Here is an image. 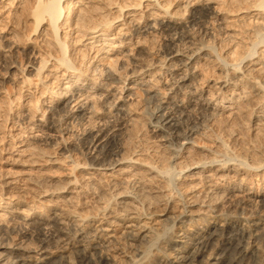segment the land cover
I'll return each mask as SVG.
<instances>
[{"label": "bare ground", "instance_id": "bare-ground-1", "mask_svg": "<svg viewBox=\"0 0 264 264\" xmlns=\"http://www.w3.org/2000/svg\"><path fill=\"white\" fill-rule=\"evenodd\" d=\"M204 21L222 26L218 43L168 37L171 25ZM150 103L153 140L141 131ZM196 110L202 121L191 118ZM176 137L184 142L173 146ZM72 190L77 200L94 197L98 222L115 213L130 223L131 241L148 245L171 230L177 248L153 254L161 264H221L214 251L224 223L218 229L211 216L214 228L200 233L206 218L264 206V0H0V264L42 262L56 251L61 264L72 256L82 264L93 247L77 237L87 238L89 216L53 204L37 214L34 202L22 210L5 196L70 204ZM152 205L164 213H146ZM184 217L191 231L180 227ZM105 228L97 230L104 238ZM248 247L236 251L241 260L254 256Z\"/></svg>", "mask_w": 264, "mask_h": 264}, {"label": "rangeland", "instance_id": "rangeland-1", "mask_svg": "<svg viewBox=\"0 0 264 264\" xmlns=\"http://www.w3.org/2000/svg\"><path fill=\"white\" fill-rule=\"evenodd\" d=\"M195 10H197V11H194V13H195V15H196L197 18H200V17H203L204 16L201 13L202 10H200L199 8H196ZM203 23H205V24H203ZM207 23H208V21H204L202 23L201 22L200 23H192L193 25L192 24H187L185 27L184 26H172V25L170 26L169 25L170 26L168 28L169 29V31H168L169 32L168 33L169 35L167 34V32L165 33V35L167 34L168 37H169V36H171V33H174L175 32V33H179L180 34L179 35V38H181V39H183L185 37L188 40L189 39L188 37H192L191 40L189 39L192 43H190L189 40L187 41V40H184L183 39V43L185 44L186 42H184V41H187L189 43V45H191L193 43H194V45L195 44L196 45L197 44L199 45V44H203V43H206V42H209L212 45V41L215 42L214 44H216L219 41L218 40L216 41V39L215 38H212V37H216V35H217L216 38L222 37V33H223L222 32L223 29H221L222 26L219 25L218 23H212V24H209V23L207 24ZM207 26H209V27L211 26L212 28L215 26L213 28V31L211 32L213 35H210V33L206 32L207 31L206 30L207 29ZM186 28L188 30H186ZM219 32H221V33H219ZM167 35H166V37H163V39L164 38L165 39L168 38ZM211 39H213V40H211ZM214 39H215V41H214ZM160 42H161V44L162 43H165V42H163V40H160L159 41V39H158V44H160ZM220 44H222V47H223V50H224L225 46L227 45V42H220ZM170 57H171V55L168 54L167 55V59H169ZM218 71H219L218 69L214 70L213 75L214 76L217 75L218 74L217 73ZM214 73H216V74H214ZM185 89L188 91L187 88H184L183 90L185 91ZM187 91H185V92H187ZM151 102L157 107L156 104H158V103H156L155 100H151ZM153 104L151 105V103H150L149 105H151V106L145 104L146 105L145 107L146 108L149 107V110L153 107L150 110L152 112V110H155V106ZM143 109H144L143 108V104L141 103V105L139 106V110L142 112ZM146 110L147 111L145 112V114H143L146 117L142 115V117L144 118V120H143V118H141L142 119L141 123H142V125H144V128H143L142 125H140V127L142 126L141 131L145 134V136L148 137V138L150 136V139L153 140V137L158 136L159 134L158 133H152V132L153 131H156L157 132L158 129L152 128V127H150L148 125L149 124L148 123V120H150V118H149L150 115L148 113H151V112L148 111V108ZM197 111L198 110H196L194 113H196ZM112 113H114V112H112ZM146 113L148 115H146ZM198 113H200V114H198ZM201 113H203V112L202 111H200V112L198 111L196 114H193V116L191 118L194 117V118H197L198 119L199 118V115H201L199 119H201L200 121H202L204 119L203 118L204 115L201 114ZM191 120H194V119H191ZM151 121H152V119H151ZM168 121L169 120H167L165 122H168ZM170 124H172V122ZM189 124L191 126H193L192 123L189 122ZM180 127L181 126L174 127V129L177 128V130H178V137L179 136L184 137L185 135L183 134V131H182L183 128L181 127V130H180L179 129ZM178 137H176V139L172 140V144H174V142L176 144H178L177 141H179V143L180 142L181 143L184 142L182 140V137H180V138H178ZM196 137H197V139L199 138V136H197V135H196ZM196 137H195V139H196ZM199 142H203L202 139L199 140ZM156 143L158 145H162V142L156 141ZM167 145H168V143H167ZM173 146H175V144ZM173 148H175V147H173ZM51 152H53V151H51ZM53 153L56 156H58L59 149L55 150V152H53ZM83 156H84L83 154L76 153L75 154V159L77 158L76 160L81 161V162L86 161L87 159L85 157H83ZM57 172H59V173H57L59 176H60V173L62 174L61 171H57ZM75 191H78V189L75 190ZM75 191H73V190L70 191L71 194L67 196V198H69V196L71 198L70 199V204L68 202H67L68 204L67 203H64L62 200H61V202L58 200V201H56V203H49L45 199H38L36 197V194L37 193L31 194V195H20V198H17L15 194H13L11 192H8V194L6 193L7 195H5V196L6 197H9L11 195L12 196L11 199H13L15 202L17 201L18 203L19 202L25 203V205L22 204L23 205V207H21L22 210L23 209H27V205L28 204L31 205V203L34 202V205H36L35 206V210L37 211V214H39V213L40 214H45V215L49 214L50 213L49 209L51 207H46V206H47V204H53V205H55V207H53V208H57L58 209V207H59V208L62 209L64 207L66 208V206H67V208L70 207L69 208L70 210L74 209L75 210L74 212H76V210H77V212H79V213L82 212L83 213V214L81 213L82 215L89 216V218L86 221V223L85 222L82 223V227H81L83 229L82 231L85 232V233H87V235H86L87 238L83 237L84 235H79L78 236V233H77L78 240H81V239L83 240V241L81 240V243H79L80 245L88 244V245H90V246L93 247V249L91 247H88L89 249H86V251H84L85 254L82 256L83 257V260L81 262L82 264H131L129 262V259L127 257H131L132 255L134 256V259H136V260H139L140 259V261L138 262V264H140V263L141 264H161V261L158 258H156V256L154 257L155 253H157L159 251L160 252L163 251V252L167 253L166 251H168V252L171 251V247L172 248H177L176 245H174L175 243L173 244V242H171V239H172L170 237L171 236L170 235L171 234L170 233L171 230H169V231L168 230L167 231H163V233L157 238V240L151 241L150 244L148 242V245H147V241L146 240L148 239V241H149V238H144V241L146 243L144 241H139V242L138 241L137 242L136 241H131L130 240L131 237H128L129 235L125 234V232H124V231H129V229L126 228V226H130L131 224L128 223V222H125L124 220H121V217L116 216L115 213H112L109 216L104 217L105 220L103 222H105L106 220L107 221H112V222L115 221L114 222L115 224L114 223H113V225L111 224L108 227V229L105 228L107 226L106 224L102 225L103 222L102 223L98 222L99 220H101L103 218H101V215H98L99 213H97L95 211V207H94L95 206V199H93L94 197L92 196V198H91V196H89L87 194H84V195L82 194L81 196L78 197V200H77L75 198L76 195H74V192ZM34 195H35V197H34ZM5 196H3L2 198H4ZM62 196H65V194H62ZM16 198L19 199V200H16ZM20 200H22V201H20ZM44 201H46V202H44ZM54 201H55V199H53V202ZM71 201H72V205H71ZM43 203H44V205H43ZM74 205H76V206H74ZM171 206L174 207V208L172 207V209H171V210H173L172 211V214H177L178 209H179L178 205L176 206V205L172 204ZM241 206H242V208H238V209L235 208V209L228 210V214L231 217H227V218L226 217H223L224 215H222L221 213H217V214H221V216L220 215H216V214H214L215 215L214 216V215L210 214L209 215V218L210 219L209 218H206L207 219L205 221L206 223L203 226H201V229H200L199 232L200 233H205L210 228L213 229L214 227H213L212 222H213V219H214L213 217H215L214 220H216V222L218 224V229H219L220 224L224 223L223 227H221L218 230V232H220V234H221L220 235L221 237L219 238L220 240L218 239V242H219L218 246L220 248H217L214 251V253H215L214 258H216L215 260L219 259L220 262H221V264H228L230 261L235 262L236 264H264V206L261 207V208H259V209H257L254 205H252L251 203H248V202L245 203V204H243V205H241ZM145 212L146 213L149 212L150 214H154V216H160V215H162L161 213H164V212L161 211V208H160L159 205H157V206L156 205H152V207L148 208ZM139 213H140V211H139ZM195 214H194V217H193V214H192V219L195 220V221L198 220L199 217H203V215H202L203 213H195ZM251 214H254L256 217H253V216L250 217ZM111 215L114 216V217L111 218ZM170 216H172V215L171 214H166L165 217H162L161 216L160 218L161 219H165L166 217H170ZM211 216H213V217H211ZM216 216H218V217H216ZM232 216H234V217H232ZM239 216H240V219H237ZM115 217H116V219H115ZM130 217H135V216L133 215V216H130ZM188 218L187 217H184L183 219H181L182 222H186V225L185 224H182L180 227H185L186 226V228L188 227L187 229L191 231L194 228L191 227L190 225H187V224H189V219ZM87 222H88V224H87ZM83 224H84V226H83ZM254 224H256V225H254ZM102 227H103V229L105 228V230L107 231L106 233H108V235L105 238L102 236L103 233H101V232L99 233L97 231L98 229H100ZM75 229H73L72 231H75ZM243 230H247V231L245 232ZM14 231H13L14 234L11 232L12 233L11 235H12V237H15V238H13V241H17V240H19L20 234L18 233V230L17 229H15ZM72 231L70 233L71 234H74V232H72ZM15 234H18V235H15ZM71 234H70V237L74 236V235H71ZM84 238L87 241L84 240ZM167 239H169L170 242ZM29 241L27 240V243L29 242L30 245L32 244V246L35 247V249H36V247L39 248L38 247L39 245L36 242L32 241L33 242L32 243L31 240H29ZM165 242L167 244H165ZM130 243H131V245H130ZM140 243L141 244H145L144 245L145 246V249H144L143 245H141ZM246 243H248V244H246ZM220 244H222V245H220ZM80 245L77 246L76 250H80L81 249ZM101 245H103V247ZM105 246L107 247V249H106ZM241 246H242L243 249L246 248V247H248L249 248L248 250L250 251V254L253 252V254L255 253L256 255L254 254V256H252V257L249 258V254H248V256H246L244 260H241L237 256L238 254H236V251H238L239 249H242ZM138 250L144 251V254H139L137 252ZM191 250H193V249H191ZM59 256H62L63 257L64 256L63 252L56 251L54 253V255L50 256L49 260L47 259V260H44L42 262H39V260L36 259V260H32L31 263H33V264H47V263L48 264H61V261L63 262V259H61V260L58 259ZM38 257L39 256H36V258H38ZM71 258L72 259L74 258L73 260L71 259V263L72 264H73V262H74V264L77 263L74 256H72ZM215 262L216 261H212V263H215Z\"/></svg>", "mask_w": 264, "mask_h": 264}]
</instances>
